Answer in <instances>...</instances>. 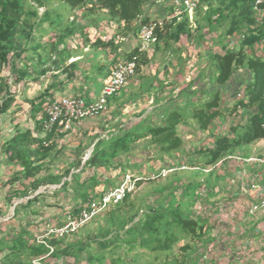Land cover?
I'll return each instance as SVG.
<instances>
[{"label":"crops","instance_id":"1","mask_svg":"<svg viewBox=\"0 0 264 264\" xmlns=\"http://www.w3.org/2000/svg\"><path fill=\"white\" fill-rule=\"evenodd\" d=\"M56 4L58 5V3H55V6ZM200 5H198L192 13H184L176 16V10H174V7L169 2L156 5L152 0V2L145 7L144 16L148 17L150 20H161L167 23L173 21L175 22L172 24L173 27L180 24L185 18H188L192 33L188 37L182 36L177 43L171 41L172 39L168 37L166 43L160 41L157 45L155 43L151 47L155 45L158 47L159 44H163L165 47L169 48L171 46L175 47V45H180V42L185 43L187 41L186 43L188 45H194L197 51V49L200 48L198 45L200 41H204L203 43L206 46H212L214 42L219 44L220 40L218 39L220 33H222V29L218 32L213 31L209 33L210 29L207 26V17L209 16L210 9L206 4L201 3ZM45 10V8L39 9L41 14ZM81 11L80 14L82 15L84 11ZM74 12L75 10L72 11V13ZM100 12L106 13L105 11ZM213 19V23L217 24L214 17ZM101 22L104 24L101 30L91 27L89 24L84 26L87 27V39L79 38L76 42L66 39L62 43L55 40L56 42L53 44L51 42L47 43V40H45L46 42H41L40 44L45 45L42 46L44 49L49 48V55L45 56L46 59L44 60L39 58V61L31 57L26 59L31 66V71H28L30 74L29 77L16 81V70L29 69L27 66L24 68H22V66H17L21 57L14 58L13 62L4 65L0 72V85L3 84V81H6L8 84L0 93V105L7 97L11 96L8 110L0 115V192L6 191L5 194H2L5 197H0V239H3L1 244H8L7 241L11 242L20 235H23V239H25V241L27 240L28 244H31L34 234L36 233L35 231H37L31 230L32 223H43L48 221L49 218H54L58 221L60 215L58 211L65 208L67 205L73 206L74 204H78L80 201L75 196L71 185L65 188L62 187L64 183L63 179L66 178L63 175L66 172L65 168L71 164L69 159H60L58 161L60 164L57 162V166H55L53 171H46L45 174L51 177L50 182L52 183L48 184L45 182L43 185L42 181L41 183L39 182V179L43 177H37L41 175L40 171L43 169L42 163L44 161L49 162L50 159L53 158V154L46 156L48 152L38 150L36 143L30 144V148L16 146V140L21 134L25 133H29V137L36 140L43 137L40 131L41 128H39L41 105L43 102L56 97L55 94H61L60 96L74 95L82 97L81 92L86 89V82L92 74H95L97 79L101 78L104 85V82L115 64L119 61L126 60L127 54L132 51L133 47L139 44L141 47L138 34L136 36L123 35L119 33L117 24L111 25L106 19H103ZM198 25H201L203 29L200 31L196 30ZM106 32L107 36H102ZM236 38L235 36L231 37L233 42ZM97 39H101L102 41L112 39V41L114 40V45L110 49L96 48L92 43ZM67 44L71 47H67ZM187 44L186 46H188ZM101 50L108 51L107 54L105 53L106 56L103 57V60L96 58L95 64L89 65L88 60L92 56L91 54L96 55V53ZM257 54H259V51ZM189 56H191V54H189ZM168 61V63L162 66L163 72L161 75L154 71L152 72V76L147 77L142 73L140 76L141 78L134 82V85L137 87L136 94H140L146 85V88L152 87V92H156V95L143 93L141 97L137 98L135 103L132 104L139 105L138 101H141L144 97L149 100L150 96L153 102L155 101L157 93L163 89V92H160L161 98H158L160 99L159 103H154L152 109H156L158 106H166L169 109H179L184 113V116L178 122V135L183 142L181 151L173 152L169 156H164L165 161L167 158L177 159L174 162H177L178 165L180 160L184 162L201 158L200 155L196 153L199 148L212 146L214 143V135L228 134L231 125H243L248 116L256 112V109L247 110L238 108L234 110L233 108L234 103L242 97L245 84L250 79V75H248L247 71L240 70L232 76L231 80L225 86L220 88V110L222 111V115L215 119L206 131H200L197 128V112L192 108L194 106H200L206 98L207 94L203 95L200 99L202 92L206 93L208 90L214 88L211 86L212 76L210 71H203V68L199 69L197 66L194 70H190L191 68H189L184 74L182 69H187L188 67L183 68V65L178 61ZM36 63L39 64V67L33 69L32 65H36ZM150 63L151 60L148 64ZM42 70H46L44 75L41 74ZM94 70H96L97 73H94ZM70 71L74 75V79L65 83L64 81ZM13 80L23 83L24 90L22 93L19 92L16 85L12 86ZM132 80L133 77L129 82L131 83ZM31 81H37L38 85L36 89H32L33 96H26L27 93L32 94L25 89V87L30 85ZM19 83L17 84L18 86ZM53 84H55V88L48 92L49 95H45V97L41 98L40 96H42L46 89ZM123 89H125V87ZM18 92L20 98L16 101V93ZM194 95L195 98L193 97ZM92 100H95V97L90 94L87 101ZM190 100L194 102L185 103ZM171 103L175 105L172 107ZM109 104L110 100H108V107ZM160 113L161 112L153 114V117L158 116ZM147 115L144 114L143 116L146 117ZM79 125H75L68 132L58 134L75 133L82 129L78 128ZM80 134H84L83 130ZM105 138L109 139L108 137ZM99 139L100 138L94 142H97ZM14 144L15 147H11L13 153L11 156V150L8 149V145ZM95 145L96 143H94V146ZM74 147L76 146H73V148ZM7 149L9 151H7ZM26 149L30 152L33 166H37L36 168L41 166V169H36V171L33 172L35 174L34 177L31 175L28 177L23 175L24 169L22 165L17 163L13 157L15 151ZM32 152H35L37 155L35 156ZM186 154L190 156L188 159L184 157ZM152 157H159L156 150ZM158 163H162L163 168L171 165L168 164V161L165 163ZM72 169L71 167L69 169L70 171L68 170V172H66V174H71V177L73 175V171L71 172ZM93 169L95 170L94 175L96 176L108 172L103 168ZM191 171L197 173V175L199 174L198 176L202 178L200 180L203 182L202 184L205 183L203 173L213 174L215 178V183L212 182L210 186H201L198 192L202 196V200H206L205 204H209L207 202L208 200L212 202V204H209L210 206L206 205L211 211V216L213 218L210 220L211 227L209 226L208 228V236H211L212 242L205 250L206 253L204 251L201 252L205 256L203 259L205 264H264V210L255 214L249 213L253 205L264 199V139L235 148L215 165L196 166L193 167ZM3 174H5V177L2 176ZM113 174H115V172ZM61 175L63 176L61 177ZM2 178H6L4 179L5 181L7 179L10 180V183L5 185L4 182H1ZM32 178L35 179L32 180ZM111 178L113 177H109V179ZM55 179H59V182L55 183ZM80 179L81 174L79 175V180ZM115 182L116 180H111L109 183H101L96 186L94 188L96 196L99 197L103 192L115 188L116 186L113 187ZM35 183L39 185L34 188L33 185ZM32 187L35 190V194H31ZM54 187L56 188L54 191H37L40 188L50 189ZM11 230V233H13L12 238L10 240L4 238L3 236H8ZM0 254L4 253L0 252Z\"/></svg>","mask_w":264,"mask_h":264},{"label":"trees","instance_id":"2","mask_svg":"<svg viewBox=\"0 0 264 264\" xmlns=\"http://www.w3.org/2000/svg\"><path fill=\"white\" fill-rule=\"evenodd\" d=\"M55 1L58 4L68 5L72 11L80 8L84 11V15L105 11L117 23L119 33L123 35L136 36L141 25L150 21L148 17L144 16V12L145 7L152 0ZM201 3L206 4L210 9L209 16L207 17V26L210 29L209 33L213 31L218 32L222 29L219 40L230 39L235 36L238 39V47L228 48L226 45H223L221 52H208V63L214 69L213 72H210L212 76L211 86L214 88L208 90L206 93L202 92L200 99L203 95L207 94L206 98L200 106L192 108L197 112V128L200 131H206L214 120L222 115V111L220 110V88L225 86L232 76L240 70L247 71L250 79L245 84L242 97L234 103L233 108L234 110L238 108L247 110L256 109V112L250 114L243 125H231L228 134L214 135L212 146L201 147L196 151L201 158H197L195 161L201 163L202 166H210L222 160L235 148L264 139V16L262 14L264 11V0H203ZM40 8L46 9L41 15H39ZM48 16H50V9L47 7L46 0H0V72L3 66L10 62L11 58H20L28 51L41 47L36 43L37 38L39 39L36 31L45 22L49 21L46 19ZM213 17L217 21V24L213 23ZM71 23L75 24L76 22L72 20ZM173 23L175 22H164L163 28L156 31V45L160 41L166 43L168 37L172 39L171 41L177 43L182 36L188 37L191 35L192 29L189 27L188 18H185L184 21L175 27H173ZM202 29L201 25L196 27V30L200 31ZM75 33L76 30L71 31L68 35H63L60 37L59 42L62 43ZM92 45L100 49H110L114 45V40L102 41L101 39H97ZM258 51L259 54H257ZM133 56L137 58L136 73L139 71L140 66H145L150 61L144 51H141L139 48L132 49L126 58L130 59ZM36 61H39V58ZM37 67H39L38 63L32 65L33 69ZM45 72L46 70H42L41 74L44 75ZM16 75V81L30 76L28 70H16ZM73 79L74 75L70 71L64 82L66 83ZM6 86H8L7 82L3 81V84L0 85V93ZM54 88L55 84L49 86L40 97L43 98L45 95H49L48 92ZM152 90V87L146 88L145 85L144 90L140 94L131 98V102L135 103V100L141 97L143 93L151 94ZM161 92H163V89H161ZM193 97L195 98V95ZM159 101L160 99L155 97L154 103L158 104ZM10 102L11 96L3 101L0 105V115L8 110ZM191 102L194 101L190 100L185 103ZM174 103H171L172 107L176 104ZM159 112L161 113L158 116L153 117V114ZM183 116L184 113L179 109L158 106V108L149 112L134 127L122 131L123 133L121 134L111 136L109 139H100L94 146L93 153L86 165L95 169L103 168L108 172L125 169V166L120 163L121 161H119V164L116 163L117 159L122 155L129 154L132 147L138 145L140 140L144 143V148L148 147V145L155 148L159 154V157H155V159L165 163L164 156H169L173 152H180L183 146L181 137L178 135V122ZM39 122V128H41L42 123L41 121ZM40 131L42 132V129ZM54 134V132H51L39 140L29 137V133L21 134L16 140V146L30 148V144L36 143L38 150L47 152L48 147H44L42 143L45 140L51 139ZM98 138H94V141ZM8 146V149L11 150V147H15V144ZM8 149L7 151H9ZM33 153L35 156L37 155L35 152ZM13 157L17 163L22 165L24 169L23 175L26 177L29 175L34 177L35 174L33 172L36 169H41V166L38 168H36L37 166H33L28 149L15 151ZM187 163L188 165H192V162L187 161ZM79 175L73 174L71 180L69 182L65 181L62 187L65 188L71 185L75 196L82 203L81 207L83 204L96 199L93 196L94 188L101 183L96 175L91 176L85 182H80ZM142 180V178L139 180L137 186L141 184ZM54 182L58 183L59 179H55ZM38 183L33 185L34 188L39 185ZM202 183V181L188 182L189 187H194L195 192H199L198 189L203 186ZM178 188L181 187L177 185L175 190L177 191ZM168 194L170 198L161 194L158 199L159 205L156 208L149 207L144 220L140 218L135 221L138 217L136 213L132 214L129 220L124 217L121 220L113 219L111 220L112 224L116 225L117 229H120L123 234H127L131 238L129 242L130 247L139 245L155 254V257L148 264H155L162 255H164L165 259L161 264H202L205 257L201 253V246L199 247L198 243L207 245V239L211 240L207 236L208 221L207 219H195L193 217V205L187 210V213L181 211V207L175 198V193L170 192ZM130 195L131 193H127L123 201L114 207L110 206L112 208L109 211L111 209L119 210L123 208L129 200ZM171 198L177 204L173 205L174 203H172ZM109 211H106V213H109ZM128 224L132 225L126 229ZM119 232L118 230V232L112 233L114 238L108 242L106 241V244L111 243L114 239L120 241L121 234ZM106 235H110V233L107 231ZM22 236L20 235L5 245L1 244L3 239H0V252L4 253L3 264H32L33 259L43 257L48 252L44 246L35 243L28 244L27 240L25 241ZM136 238L137 240H135ZM185 238H188L191 243H186L179 247L182 256L172 255L173 258L170 259L173 246ZM60 241H52L51 244L57 245ZM52 255L55 256L56 251ZM122 264L129 263L124 261Z\"/></svg>","mask_w":264,"mask_h":264},{"label":"rangeland","instance_id":"3","mask_svg":"<svg viewBox=\"0 0 264 264\" xmlns=\"http://www.w3.org/2000/svg\"><path fill=\"white\" fill-rule=\"evenodd\" d=\"M46 3L48 9H50V16L46 18L49 21L45 22L43 26L39 27L36 31V35L37 37H39V39L37 38L36 42L38 44H40L41 42H46L45 40H47V43L51 42L53 44L56 42L55 40L59 41L60 37H62L63 35H68L71 31L75 30L76 33L67 39L73 40L74 42H76L79 38L84 39L86 38L87 28L84 26L89 24L91 25V27H95L101 30L104 27V24H102L101 22L103 19L109 21L111 25L117 24L109 17L108 14L104 12L81 15L80 13L82 11L80 8H76L75 12L72 13V10L66 4L59 3L55 6V0H46ZM39 14H41L40 11ZM72 20H75L76 23L72 24L70 22ZM106 34L107 32L102 36L106 37ZM237 41V38L234 40V42L231 38L222 39L220 40L219 44L214 42L212 46H206L203 43L204 41H200L198 43L200 48L197 49V51L195 49V46L188 45L186 43L187 41L185 43L180 42V45H175V47L171 46L172 48H167L163 44H159L158 47L156 45L151 47L149 49V52H144L151 60V63L146 66H140L139 71L133 77V82H129L130 84L128 83L129 85L126 86L125 89H122L116 97L114 96L113 98L109 99L110 104L106 113L100 115L95 119H88L80 122V125H77H79L78 128L82 129L76 131L75 133L54 134L52 138L49 139L51 140V144L47 148L48 153H46V156L53 154V158L50 159L49 162L44 161L42 163L43 169H41V175L37 178H43L39 179V182L41 183L42 181L43 185L45 182L48 184L52 183L50 182L51 177H48V175H46L45 173L48 170L53 171L60 159H69V162L71 164L66 166V172H68V170L72 167L73 169L71 170V172L73 171V174H81L80 182L87 181L88 178L95 174V170L92 167H88L86 165L89 159H85L94 143H97L100 139H107L105 137L110 138L111 136H115L116 134H121L123 133L122 131H126L131 127H134L144 118V114L147 115L149 111L153 110L152 108L154 107V101L152 102L151 96H148L150 98L149 100L144 97L143 99H141V101H138L139 105L132 104L131 102V98L137 95V87L134 85V82L141 78L140 76L142 73H144V75L147 77L152 76V72L154 71L158 72V74L161 75V73L163 72L162 66L168 63V60H171L172 62H180V64L183 65V68L188 67L187 69H182L184 74L189 70V68H191L190 70H194L195 68H197V66L199 67V69L203 68V71L209 70L210 72H213L214 69L208 63V51L212 50L213 53L221 52L223 45H226L228 48H237ZM186 44L188 46H186ZM40 46L41 47L36 50H30L27 53L23 54L17 66H22V68L27 66L29 67V69L27 68L28 71H31V66L29 65L28 60H26L28 59V57L34 59L41 58V60L46 59L45 56L49 55V48L44 49L42 46L45 45L42 44H40ZM66 46L68 47L69 44H67ZM134 48L140 49V44L133 47L132 49ZM107 52V50H101L98 51L96 55L91 54L92 56L89 58L88 64H95L96 58L99 60H103V57L106 56ZM189 54H191V56H189ZM13 61L14 58H11L10 63ZM189 64H192L191 67ZM93 72L97 73L96 70H94ZM18 83L19 82L13 80L12 86L16 85L19 92L22 93V91L24 90V86L22 85L23 83L20 82L19 86L17 85ZM86 84V89L82 90L81 92L82 97L85 98V100H88L89 95L92 94L95 99L98 98L103 88V80L101 78L97 79L95 74H92ZM37 85V81H31L30 85L28 87H25V89L32 94L27 93L28 95L26 94V96H33L32 89H36ZM19 92L16 93V101L20 98ZM160 92L157 93L156 98H161ZM155 93L156 92H152L151 94L156 95ZM60 95L61 94H55V96ZM82 130L84 134L81 135L80 133L82 132ZM98 137L100 139L97 142H94V138ZM143 144L144 143L140 140L138 145L132 147V150L129 154L122 155L117 159L116 163L119 164V161H121L120 163L125 166V169H118L116 171H109L107 173L104 172L105 174L97 176L98 180L102 184L109 183L107 182L109 180H116L113 187L117 186L121 182L122 177L126 174L133 175L137 178H142L143 180L141 181V184L137 186L135 191L130 195L126 205L119 210L111 209L109 211V209L114 206L107 208L93 221L84 225L74 234H71L65 239L61 240L59 244L54 245L56 255H52L51 257L46 258L43 261V264H122V262L124 261L129 264H148L152 260V258L155 257V254H152L150 250L142 248L139 245L130 247L129 242L131 238L127 234H123L120 229H117V226L113 225L111 220H121L123 217L129 220L132 217V214L136 213L138 214V217L135 221L139 220L140 218L144 220L147 216V212L149 211V207L156 208L159 205L158 199L160 198L161 194L170 198L168 193L174 192L176 196L175 198L181 207V211L187 213V210L190 209L193 205V217L195 219H207L208 226H210V220L213 217L211 216V211L207 208V206H210L209 204H212V202L208 200L207 202L209 204H205L206 200L203 201L202 196L198 193V191L195 192L194 187H189L188 184V182H196L202 179L198 176L199 174L197 175V173L191 171L195 166L201 167V163H197L195 159H192L187 160L188 162H192V165H188L187 161L182 162V160H180L178 162L179 164L177 165V162H174L177 159L167 158L165 162L168 161V164H171L170 166L172 167L177 168L181 165H185L191 169L176 170L174 173L168 174L164 177H157L158 173L163 169L162 163H158L161 161H158L157 159L152 157L155 153V148H153L151 145H148V147L144 148ZM73 146L76 147L73 148ZM92 153L90 154V157ZM184 157L188 159L190 156L189 154H186V156ZM66 172L63 174L66 177L63 179V181L69 182L71 180V174H66ZM114 172L115 174H113ZM63 175H61V177ZM2 176L5 177V174H3ZM109 177L113 178L109 179ZM203 177L205 179V183L203 184V186H210V184L215 181L213 174L203 173ZM4 179L6 178H2L1 182H4L5 185H8V183H10V180L7 179L5 181ZM34 179L32 178V180ZM180 184L182 185L180 186ZM177 185L182 189L178 188L176 191L175 188H177ZM55 189V187L50 189L40 188L37 191L45 190V192H49L54 191ZM34 191L35 190L33 188L31 194H35ZM5 193L6 191H1L0 197H3L4 195L2 194ZM93 196L96 197V199L98 198L95 192L93 193ZM171 201L172 203H174L173 205L177 204V202L172 198ZM81 204V201H79L78 204H74L73 206L67 205L65 208H62L60 211H58V213L60 214L58 221H56L54 218H49V222L54 225L61 224L67 218V216H69V214L76 215L79 212V209L85 205L83 204L80 207ZM106 211H109V213H106ZM45 224L46 222L32 223L31 230L41 231ZM131 225L132 224H128L126 229ZM118 230L120 231L119 234H121V237L119 238L120 241L114 239L113 241H111V243L106 244L109 240H112V238H114L112 233H116L118 232ZM107 231L108 233H110V235H106ZM11 232L12 230L10 231V234L8 236L4 235L3 237L10 240L13 236V233ZM208 234L209 232L207 233V236ZM208 238H210L211 240L209 241L207 239V245H201V243H198L199 247L201 246V252H205V250L210 246L212 238L211 236H208ZM135 240H137V238ZM135 240L134 242H136ZM7 242L10 243V241ZM186 243H191L188 238H185L177 245L173 246L170 259L173 258L172 255L182 256V253L179 251V247L183 246ZM3 256L4 254H0V264H2ZM179 258L181 259V257ZM164 259V255H162L158 259V261L155 262V264H161ZM117 260L121 261L118 262ZM202 264H205V261H202Z\"/></svg>","mask_w":264,"mask_h":264},{"label":"built area","instance_id":"4","mask_svg":"<svg viewBox=\"0 0 264 264\" xmlns=\"http://www.w3.org/2000/svg\"><path fill=\"white\" fill-rule=\"evenodd\" d=\"M203 0H153L154 4L162 5L169 2L176 10L175 15L192 13ZM264 16V11L262 12ZM164 21L151 20L141 25L138 31V37L141 42V51H148L157 41L156 31L162 29ZM137 58L133 56L130 59L119 61L112 68L106 81L104 82L101 94L92 101H87L81 96H56L46 100L41 105L40 121L43 136L54 132L55 134L70 131L75 125L88 119H95L108 110V100L116 96L136 74ZM44 147L51 144V140H45L42 143ZM191 169L185 165L177 168L169 166L163 168L157 177L166 176L174 173L176 170ZM141 178L126 174L121 182L113 189L105 191L96 200L87 202L79 209L76 215L67 216L59 225L51 224L46 221L41 231H36L33 237V243L44 246L48 252L45 256L35 258L32 264H43L46 258L52 256L55 251L52 241H60L67 236L74 234L87 223L93 221L97 216L104 212L110 206H115L122 202L127 193H133L137 183ZM264 210V199L253 205L249 213L255 214Z\"/></svg>","mask_w":264,"mask_h":264},{"label":"water","instance_id":"5","mask_svg":"<svg viewBox=\"0 0 264 264\" xmlns=\"http://www.w3.org/2000/svg\"><path fill=\"white\" fill-rule=\"evenodd\" d=\"M93 148H94V145L92 146L91 150H89V152H88V154L86 155L85 159H89L90 154H91L92 151H93Z\"/></svg>","mask_w":264,"mask_h":264}]
</instances>
